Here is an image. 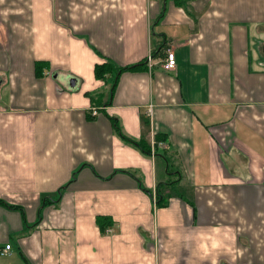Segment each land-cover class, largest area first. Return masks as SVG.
Instances as JSON below:
<instances>
[{"label": "crops", "instance_id": "obj_1", "mask_svg": "<svg viewBox=\"0 0 264 264\" xmlns=\"http://www.w3.org/2000/svg\"><path fill=\"white\" fill-rule=\"evenodd\" d=\"M0 264H264V0H0Z\"/></svg>", "mask_w": 264, "mask_h": 264}, {"label": "trees", "instance_id": "obj_2", "mask_svg": "<svg viewBox=\"0 0 264 264\" xmlns=\"http://www.w3.org/2000/svg\"><path fill=\"white\" fill-rule=\"evenodd\" d=\"M165 45H162V48L164 47ZM139 66V65H137ZM137 66H131V67H119L117 65H115L114 63L112 62H100V63H97L95 65V75L98 79H106L108 76L110 75H116L119 71L121 70H124V69H127V68H134V67H137ZM41 67H42V64L41 63H37V74L38 75H41ZM113 121H114V125H115V128L117 129V131L119 133L122 134V131H121V127L119 125V122L117 121L116 118H113ZM128 140L134 142L135 144L139 145V147L146 153H151V146L146 144L144 141H134L128 137H126ZM164 140V138L161 136V135H157L156 136V141L159 142V141H162ZM161 200L159 199L158 200V203H160ZM99 221H100V218H99Z\"/></svg>", "mask_w": 264, "mask_h": 264}, {"label": "built area", "instance_id": "obj_3", "mask_svg": "<svg viewBox=\"0 0 264 264\" xmlns=\"http://www.w3.org/2000/svg\"><path fill=\"white\" fill-rule=\"evenodd\" d=\"M151 59V58H149ZM178 63H177V57L176 54L173 50L168 49L167 53H166V57L164 59V61L162 62V67L165 70H173L176 69ZM93 114L96 115L98 114V109H94L93 110ZM161 143V142H160ZM10 249V244L6 245L4 252L7 253Z\"/></svg>", "mask_w": 264, "mask_h": 264}, {"label": "rangeland", "instance_id": "obj_4", "mask_svg": "<svg viewBox=\"0 0 264 264\" xmlns=\"http://www.w3.org/2000/svg\"><path fill=\"white\" fill-rule=\"evenodd\" d=\"M164 145H165V143H164ZM166 146H167V145H166ZM166 146H165V147H166Z\"/></svg>", "mask_w": 264, "mask_h": 264}]
</instances>
